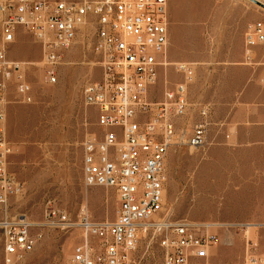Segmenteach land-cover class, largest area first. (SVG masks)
Wrapping results in <instances>:
<instances>
[{
  "label": "rangeland",
  "instance_id": "1",
  "mask_svg": "<svg viewBox=\"0 0 264 264\" xmlns=\"http://www.w3.org/2000/svg\"><path fill=\"white\" fill-rule=\"evenodd\" d=\"M168 12L167 61L195 63L190 106L177 121L178 133L180 129L192 131L204 103L211 105V124L206 146L192 149L176 139L171 147L166 211L162 216L171 222L218 223L209 227L218 237L210 264H264V161H247L246 153L238 150L224 157L221 151L223 141L228 142L237 133L234 125L228 128L221 120L223 114L237 111L236 69L264 68L243 64L245 33L254 22L264 23V17L257 15H264V9L249 0H168ZM93 35L92 26L78 30L63 56L55 83L46 77L41 64L43 51L32 35L20 31L8 50L11 59L34 63L27 73L31 101H23L13 81L9 84L6 134L13 147L8 168L23 183V193L11 201L12 210L27 214L35 223L43 220L48 198L66 212L71 222L79 220L83 208L97 221L116 216L115 190L84 182V139L101 133L97 111L83 96L84 85L100 78ZM257 53L262 57L264 48ZM180 78L173 64L160 68L151 98L161 100L167 82L172 84ZM206 164L217 167L207 173ZM34 232H42V237L32 251L22 257H6L0 230V264H74L73 249L83 241L78 227H35ZM150 240L149 260L162 264L158 236L141 237L139 244L143 247Z\"/></svg>",
  "mask_w": 264,
  "mask_h": 264
},
{
  "label": "built area",
  "instance_id": "2",
  "mask_svg": "<svg viewBox=\"0 0 264 264\" xmlns=\"http://www.w3.org/2000/svg\"><path fill=\"white\" fill-rule=\"evenodd\" d=\"M83 26L94 28L93 50L100 78L86 83V104L97 111L100 134L83 142V173L87 186L114 189L113 220H94L86 209L71 222L53 199L45 202L43 220L35 223L13 212L12 199L23 183L9 170L13 147L6 134L7 90L13 81L23 101L32 99L27 79L30 61L11 59L9 47L23 31L40 44L42 67L50 83L57 81L63 56ZM168 0H0V230L6 257H22L34 249L46 228L78 227L83 241L73 249L74 264H154L151 240L158 236L162 264H210L218 237L203 224L171 222L165 216L167 158L176 139L192 149L208 144L211 105L201 104L192 131L177 121L190 106L189 87L195 75L190 62H168ZM264 23L245 33L243 64L264 66ZM173 64L180 80L167 82L159 101L151 98L160 68ZM8 259V258H7ZM8 264V263H6Z\"/></svg>",
  "mask_w": 264,
  "mask_h": 264
},
{
  "label": "crops",
  "instance_id": "3",
  "mask_svg": "<svg viewBox=\"0 0 264 264\" xmlns=\"http://www.w3.org/2000/svg\"><path fill=\"white\" fill-rule=\"evenodd\" d=\"M260 1L264 2V0ZM257 15L264 17L262 13ZM247 22L248 15L245 16V24ZM262 48L264 46H259L258 52H261ZM192 64L195 65V63ZM235 72V81L239 85L237 111L228 115L223 114L221 120L225 121L228 128L234 125L237 133L236 137L228 142L223 141L221 151L224 157L225 153L238 150L246 153L247 161L252 159L264 161V68L253 70L248 67H239ZM233 143L243 147L233 148V145L231 146ZM257 153L262 154L258 156ZM254 166L257 167L258 164L255 163ZM216 167L214 164H206L204 170L210 173Z\"/></svg>",
  "mask_w": 264,
  "mask_h": 264
},
{
  "label": "water",
  "instance_id": "4",
  "mask_svg": "<svg viewBox=\"0 0 264 264\" xmlns=\"http://www.w3.org/2000/svg\"><path fill=\"white\" fill-rule=\"evenodd\" d=\"M250 1L264 9V2L260 0H250Z\"/></svg>",
  "mask_w": 264,
  "mask_h": 264
},
{
  "label": "bare ground",
  "instance_id": "5",
  "mask_svg": "<svg viewBox=\"0 0 264 264\" xmlns=\"http://www.w3.org/2000/svg\"><path fill=\"white\" fill-rule=\"evenodd\" d=\"M84 27V26H83ZM215 225H219L218 223H211V224H205L206 227H210V226H215ZM249 226V224H247ZM209 230V229H208Z\"/></svg>",
  "mask_w": 264,
  "mask_h": 264
}]
</instances>
